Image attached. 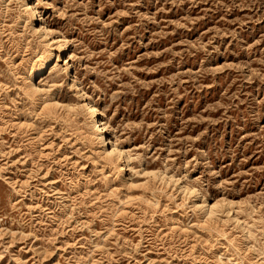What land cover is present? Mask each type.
Here are the masks:
<instances>
[{"label":"rangeland","instance_id":"obj_1","mask_svg":"<svg viewBox=\"0 0 264 264\" xmlns=\"http://www.w3.org/2000/svg\"><path fill=\"white\" fill-rule=\"evenodd\" d=\"M25 2L0 0V264H257L264 0H33L71 50V73L59 61L39 80L42 100L24 68L50 47ZM80 90L129 178L95 153ZM221 197L242 228L219 238L193 202Z\"/></svg>","mask_w":264,"mask_h":264},{"label":"bare ground","instance_id":"obj_2","mask_svg":"<svg viewBox=\"0 0 264 264\" xmlns=\"http://www.w3.org/2000/svg\"><path fill=\"white\" fill-rule=\"evenodd\" d=\"M4 5V4H3ZM25 11L28 14V17L31 18V22L34 24L35 22L36 27L34 28L35 31L37 33H39L40 37H44L46 38V45L50 47L49 52L46 54V56H44L43 58H41L42 56L40 55L38 59L41 58L40 61L31 63L28 67H26V70L24 68V75H23V80L25 82V87L27 88V90L29 92H31L34 96H36L35 99L37 100H42V92L44 91V87L42 85V87L39 84V80L41 79L42 76H44L49 69H51L54 66L57 65V62H62L64 64V73H71L72 72V63H71V54H70V41L69 39L63 35V34H58V32H56L54 29H52V27H49L43 23L39 24V20H41L40 16L37 13L36 7L33 4V0H26L25 2ZM4 7V6H3ZM27 21V20H26ZM24 25V23H23ZM31 25V24H30ZM33 28V27H32ZM23 29V28H22ZM21 36V35H20ZM26 37V36H25ZM30 37V36H29ZM39 37L40 41L41 38ZM28 39V38H27ZM9 44V43H8ZM15 47V46H14ZM35 48V47H34ZM24 49V48H23ZM42 50V49H41ZM40 50V51H41ZM10 51V50H9ZM36 52V51H35ZM15 53V52H14ZM13 53V54H14ZM40 53V52H39ZM69 53V56H64L65 54ZM38 54V53H37ZM21 57V56H20ZM3 58V57H2ZM10 58V57H9ZM33 58V57H32ZM13 59V57H12ZM35 59V58H34ZM33 61V60H32ZM23 67V66H22ZM20 75V74H19ZM22 76V75H21ZM19 79V78H18ZM20 80V79H19ZM72 83V82H71ZM52 87V86H50ZM48 88V87H47ZM16 89V88H15ZM48 90V89H46ZM79 95L81 96L82 100H83V110H84V114L86 116V118L89 121L90 124V129H91V139L92 142L96 144V147L94 148L95 153L102 157L103 159H105L106 161L109 162H118V173L120 177L123 178H127L129 175V169H130V165H131V156L128 154V151L125 148H122L115 140H113L111 138V133L109 131L107 122L104 121L102 115L103 113L100 111V109L97 107V104L92 101V100H88L85 97V93L80 90ZM46 97V96H44ZM49 97V96H48ZM47 99V98H46ZM36 101V100H35ZM45 101V100H43ZM37 102V101H36ZM46 102V101H45ZM37 104V103H36ZM55 105V104H54ZM68 107V106H67ZM71 107V106H70ZM69 107V108H70ZM74 108V107H73ZM51 109V108H50ZM55 112V111H54ZM56 113V112H55ZM51 114H53L51 112ZM57 114V113H56ZM69 120V119H68ZM33 124V123H32ZM32 127V126H31ZM3 129V128H2ZM66 129V128H65ZM50 131V130H49ZM60 132V131H56ZM46 133V132H45ZM62 133V132H61ZM40 134V133H39ZM37 134V135H39ZM86 134V132H85ZM37 137V136H35ZM79 137V136H78ZM86 137V136H85ZM90 141V140H89ZM58 146V144H57ZM40 149V148H39ZM6 151V150H5ZM38 155V154H37ZM61 160V159H60ZM111 166V165H110ZM32 169V168H31ZM38 170V169H37ZM34 171V170H33ZM36 171V170H35ZM140 172V171H139ZM159 172V171H158ZM157 172V173H158ZM163 172V171H162ZM162 172H160L162 174ZM48 173V172H47ZM145 173V172H144ZM35 174V173H34ZM149 174V172H148ZM152 174V173H151ZM110 175V174H109ZM147 175V173H146ZM158 176L160 174H157ZM156 175V177H157ZM170 176V175H169ZM118 177V176H117ZM155 177V176H154ZM164 177V176H163ZM162 177V180H164V178ZM129 178V177H128ZM153 178V177H152ZM158 178V177H157ZM161 179V177H159ZM178 178V177H176ZM175 178V179H176ZM28 179V178H27ZM155 179V178H154ZM168 179V178H167ZM170 179L173 178L170 177ZM182 179V178H181ZM123 180V179H122ZM169 180V179H168ZM128 181V179H127ZM161 181V180H160ZM24 182V181H23ZM126 182V181H125ZM174 182V181H173ZM172 182V183H173ZM176 182V181H175ZM46 183V182H45ZM129 183V182H128ZM163 183V182H162ZM167 184V182H165ZM177 183H179V178L177 180ZM15 184V182H14ZM108 184V183H107ZM114 184V183H113ZM132 184V183H131ZM130 184V185H131ZM175 184V183H174ZM126 185V184H125ZM178 185V184H177ZM173 186V185H172ZM182 186V185H181ZM188 186V185H187ZM138 187V186H137ZM156 187V186H155ZM161 187V186H160ZM165 187V186H164ZM167 187V185H166ZM175 187V186H174ZM131 188V187H130ZM157 189V187H156ZM178 189V188H177ZM182 189V187H181ZM56 190V189H55ZM159 190V189H158ZM165 190V189H164ZM163 190V191H164ZM179 190V189H178ZM54 191V190H53ZM185 194L186 192L189 195H192V198H197L198 194L197 190L194 188H183L182 190ZM179 192V191H178ZM177 192V193H178ZM47 193V192H46ZM153 193V192H152ZM169 193V192H168ZM182 193V192H181ZM48 194V193H47ZM187 194V196H188ZM152 196V195H151ZM181 196V195H180ZM185 196V198L187 197ZM200 196V195H199ZM173 197V196H172ZM171 197V198H172ZM176 197V196H175ZM143 198V197H142ZM201 198V197H200ZM64 199V198H63ZM182 199V198H181ZM188 199V198H187ZM131 200V199H130ZM136 200V199H135ZM132 201V200H131ZM146 201V200H145ZM176 201V199H175ZM188 201V200H187ZM206 201V200H205ZM213 201V200H212ZM149 202V201H148ZM160 202V201H159ZM175 203V202H174ZM187 204V203H186ZM233 203L228 201L226 198L221 197V198H216L213 202H211L210 204H204V201L202 200V202H193V206L195 208H199V209H205L206 216L208 219V229L211 232H216L220 236L225 235V225L227 222L229 221H233L235 223V225H239L240 226V222L238 220V217L234 216V214H232V210H233ZM180 208V207H179ZM162 209V208H161ZM182 209V208H181ZM249 211V210H248ZM133 212V211H132ZM198 223V222H197ZM243 223V222H242ZM195 225V224H194ZM200 225V224H199ZM241 227V226H240ZM242 228V227H241ZM259 228V227H258ZM229 232V231H228ZM248 232L245 233V235H247ZM251 233V232H250ZM183 234V233H182ZM234 235V234H232ZM234 237V236H233ZM224 238V237H223ZM249 238V237H248ZM230 239V238H229ZM212 241V240H211ZM247 241V240H246ZM245 243V242H244ZM249 244V243H248ZM248 244L243 247V250H252V248H250L248 246ZM252 244V243H251ZM243 245V244H242ZM192 247V246H191ZM237 247V246H236ZM240 250V249H239ZM258 252V251H257ZM219 253V252H218ZM245 253V252H244ZM255 251L253 253V255H255ZM239 255V253H238ZM259 253L256 254V256H254L253 259L254 262H256L257 264H264V257L262 258V255H260L261 257H259ZM264 256V255H263ZM225 260H224V259ZM252 259V258H251ZM217 260H221V264H229V257H223V256H217ZM232 260V259H231ZM243 260V259H241ZM235 264H239V262L241 261H233ZM243 262V261H242Z\"/></svg>","mask_w":264,"mask_h":264}]
</instances>
